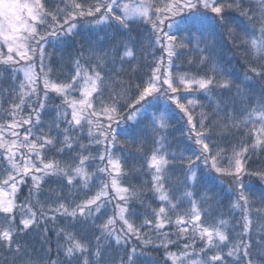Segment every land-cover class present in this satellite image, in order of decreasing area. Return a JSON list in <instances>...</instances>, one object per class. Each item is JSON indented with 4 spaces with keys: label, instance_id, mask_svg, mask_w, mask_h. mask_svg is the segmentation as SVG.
<instances>
[{
    "label": "snow or ice",
    "instance_id": "snow-or-ice-1",
    "mask_svg": "<svg viewBox=\"0 0 264 264\" xmlns=\"http://www.w3.org/2000/svg\"><path fill=\"white\" fill-rule=\"evenodd\" d=\"M51 3L49 8L43 0H0V66L7 67L13 81L17 73L23 74V81L10 86L15 94L10 96L8 107L0 103V252L4 254L0 264H102V261L109 264L105 249L110 242L126 245L132 237L143 239L141 228L145 226L156 233L155 240L159 241L156 246L166 250L173 264H228L225 257H235L234 264H264V206L255 210L254 219L243 182L244 175L264 179V171L245 170L249 151L264 150V88L256 100L254 93L236 83L239 77L218 60L225 46L235 49L247 66L244 81L259 78L264 82V0H51ZM110 21L126 30V39L120 46L102 51L89 26ZM145 21L150 25V35L134 37L136 29L132 25ZM138 43L144 60L151 57L149 71L145 73L137 66L126 73L122 67L117 68L116 64H123L125 58H136L133 49ZM48 47L74 50L71 54L74 75L68 82L52 79L57 70L52 67ZM119 47L124 49L122 55ZM181 50L195 53L194 57H184L195 72L173 73V67L180 66L176 62L184 55ZM125 74L128 79H122ZM132 90L135 96L129 95ZM181 90L188 95L200 93L208 104L187 98L182 103ZM50 92L57 94L62 104L56 106L51 123H45L42 113ZM224 92L229 95H223ZM237 97L240 111L247 113L242 119L233 115ZM160 100H164L163 110ZM171 104L186 117L187 131L181 135L193 142L180 152L170 150L167 143ZM206 107L208 111L204 110ZM152 108L156 111H149ZM196 108L201 111L194 115ZM243 129L249 141H241L238 146L231 144L235 133ZM147 139L153 144L150 155L143 153ZM222 142L228 147H222ZM93 145L103 149L98 156L91 154ZM128 145H137V153L144 157L152 173L150 191L160 202L158 208L151 209L152 219H145L140 226L130 220L137 215L130 202L139 199L143 189L125 180L136 172L135 168L125 171L131 156L125 151ZM117 146L120 151L114 152ZM66 152L70 154V162L62 163L50 155ZM97 159L106 163L97 167L95 173L89 172V161ZM225 159L228 167L221 165ZM173 164L182 169L185 189L195 187L197 192L211 180L213 172L232 177L237 195L232 207L242 213L241 232L230 239L229 222L210 217L212 197L201 195L197 200L192 191H184L188 207L183 206V199L174 203L165 188L167 170ZM97 174L107 177L108 182L100 180L95 195L79 203L74 200L65 203L67 197L56 189L49 190L54 195H46L42 189L52 177L57 184L74 186L76 181L86 188L94 176L99 179ZM29 180L28 196L18 202L21 187ZM125 183L131 186H124ZM110 189L118 201V215L108 217L98 226L100 235L94 237V247L82 242L87 237L78 239L66 231L76 223L88 228L90 219L95 227L94 214L101 212ZM40 196H45V202L51 199L53 204L45 207ZM260 203L264 205V201ZM58 216L76 223L56 230L57 252L53 259L47 233L49 225L55 227ZM117 218L123 224L119 232L113 227ZM172 226L177 239L184 236L193 241L185 243L178 255L167 251L175 241L170 239L172 233L163 229ZM31 231L42 236L39 248L15 239ZM197 238L205 244L200 249L204 258L190 260L196 253L188 250ZM61 239L65 241L63 245ZM143 243L154 241L143 239ZM205 249L214 250L215 254L207 256ZM61 251L64 259L60 258ZM144 254L134 246L119 264H137L134 257Z\"/></svg>",
    "mask_w": 264,
    "mask_h": 264
},
{
    "label": "trees",
    "instance_id": "trees-1",
    "mask_svg": "<svg viewBox=\"0 0 264 264\" xmlns=\"http://www.w3.org/2000/svg\"><path fill=\"white\" fill-rule=\"evenodd\" d=\"M43 2L45 3L46 7H52L51 0H43ZM89 27H91V34L93 35V38L97 43V47L102 51L120 46L121 41H124L126 39V30L118 27L115 22L110 21L106 24L91 25ZM132 27L136 29V31L132 33L134 37L139 36L140 38H144L150 35V25L146 21L138 22L132 25ZM84 31L87 32L88 27H85ZM144 43H146V41H144ZM140 47L141 44L138 43L133 49L136 55L135 59L125 58V62L123 64L118 62L116 64V67H122L127 73L131 69L139 66L140 70L145 73L148 72L151 57L149 56L147 58V61H145L143 54L138 51ZM123 50V47H119L121 55L123 54ZM46 51L51 57L52 67L57 70L52 79L56 80L57 82H68L69 77L71 75H74V64L72 63L71 59V54L74 50L72 48H66L62 50L60 48L48 47L46 48ZM181 51L184 53V55L181 57L180 61L176 62L180 66L173 67V73L175 74L184 72H195V67H190L186 62H184V57H194L195 53H190L187 50ZM157 55H159V53H157ZM218 60H220L222 67L227 65L229 71L234 72L236 76L239 77V79L236 80V83L241 84V87L243 89L254 93L256 100L259 99L260 91L262 88H264V82H261L259 78H255L253 82L244 81V73L247 70V66L245 65L244 58L240 55L239 51L235 49L229 50V47L225 46L221 52V56L218 57ZM152 66L154 67V65ZM10 76L11 74L7 67L0 66V103L3 104V107H8V103L10 102V96L15 94L11 91L10 86H15L19 82L23 81L22 73L16 74V81H13ZM232 78L235 79V76ZM122 79H128V75H123ZM133 79L135 80V82H139V80L135 79L134 74ZM145 79H147V77H145ZM213 94L216 95V93ZM222 94L225 96L229 95V93L227 92H224ZM129 95L135 96L136 93L134 90H132L129 92ZM179 95L182 103L185 102V98H187L199 99L205 105L208 104L207 99L200 93H196L195 95H188L187 93L183 92V90H181V93H179ZM232 95L235 96V90H233ZM77 98L79 97L77 96ZM216 98L220 99V96L216 95ZM236 100L237 103L235 110H233V115L237 119H242L244 116L247 115V113L240 111L241 105L239 103V97H237ZM128 102L131 103V100H129ZM159 103L161 105V110H163L165 106L164 100H160ZM61 104L62 99L57 94L50 92L49 100L46 103L45 112L42 113V120L45 123H51L52 118L56 115V106ZM253 104H255V101H253ZM211 107L215 108V105H211ZM243 107H248L247 100H245ZM204 110L208 111L209 108L206 107ZM149 111L154 112L156 111V109L152 108ZM200 111V108H196L194 111V115L199 113ZM168 123L169 129L167 131V143L171 145L170 150L180 152L183 151L186 146L193 144L190 139H188L186 136L181 135L182 131H187L186 117L180 111V109L176 107L175 104H171V111ZM245 132L246 129H243L242 131L235 133V138L231 139L230 143L238 146L241 141H249V137L244 134ZM72 134L78 135V133ZM121 139H123V137ZM82 142L87 144L86 139L82 138ZM221 146L228 147V144L222 142ZM152 147L153 144L151 139H147L145 144L143 145L144 155H150L151 153L149 150ZM136 149L137 145L125 146V151L131 153V156L127 161L125 171H128L129 168L136 169L135 174L130 177H125V180H131V185H135L137 188L143 189V195L140 196L139 199L130 202L137 212V215L135 217H130V220H132L136 226H140L143 224L145 219H152L151 209L158 208L160 206V202L158 200V197H156L155 194L150 191L152 187L150 183L152 173L147 168L144 157L138 154ZM90 151L93 156H98L99 153L103 151V149L93 145L90 147ZM113 151L119 152V146H117L116 149H113ZM84 154L88 153L85 152ZM189 154L190 153L185 152V155ZM50 155L54 156L55 159L61 161L62 163L70 162V154H68L67 152L60 154L51 153ZM228 156H231L230 152L228 153ZM169 160L171 161L172 158L169 157ZM104 163L106 162H101L98 159L89 161V172L95 173L96 168L103 167ZM221 165L223 167H228L227 159L223 160L221 162ZM245 170L248 173L264 171V150L257 149L255 152H252L251 150L249 151L248 157L245 161ZM167 172L168 179L165 182V188L168 189L169 194L172 196L174 203H177L181 199H183V206L185 208L188 207L187 200L183 198L184 191H192L197 200L200 199L201 195H207L209 197H212L213 199L210 200V203L213 205V208L210 211V217L215 220L224 219L229 222V228L232 229V237H230V239L235 237L236 233L241 232L239 224L242 222V213L240 210L232 207L233 203L237 199V195L235 193V181L232 177L213 172L211 173V180L206 181L204 186H200L199 191L197 192V188L195 187L185 189L184 176L182 174V169L180 168L179 164H173L168 168ZM100 180L108 182L107 177L103 175H99V179L94 176L93 179L89 182L88 186L85 188L82 183L76 181H74V186H66V184H57L55 182L56 178L52 177L49 178L47 182L42 185V189L46 195H54V193H49V190L56 189L61 193V195L67 197V199L64 201L65 203L70 200H74L76 203H79L95 195L96 191L99 190ZM243 182L245 184V195L249 196V199L251 201L250 207L253 211V218L255 219V210L264 206L260 203L261 201H264V179L256 175H244ZM30 185L31 180H29L25 185L21 187L18 202H23L24 198L28 196V190ZM131 185L127 183L124 184V186ZM109 191L110 197L108 201L105 202V205L101 209V212L94 214V216L96 217L94 220L95 227H92V219L89 220V227L83 228L79 223L71 221L68 217L60 216L57 217L55 227L49 225V231L47 235L49 238L50 247L52 249L53 259L56 258L57 252L56 230L58 228L65 227V225L67 224L76 223L75 227L66 228V231L74 233L78 239L87 237V239L83 240L82 242L90 243L94 247V237L100 235V232L98 231V226L103 224L108 217L118 215V209L116 208L118 201L114 198V191H112L111 189ZM40 200L42 203H45V207L53 204V201L51 199H48L45 202V196H40ZM141 201H143V203H141ZM233 225H236V227L233 228ZM113 227L117 230V232H119V230L123 227V224L117 218V221ZM163 231H168L172 233L170 239L175 241L174 244L169 245L167 251L178 255L181 251H183V245L185 243H193V241L186 239L184 236H181L179 239H177L175 235L176 230L174 226L166 227L165 229H163ZM145 233H147V235H145ZM141 236L143 237V239L151 238L154 243L145 245L143 243V239H137L136 237H132L126 245H117L115 241H111L109 246L105 249L106 258L109 260V264H119L121 259H126V254H131V249L134 246L137 248L138 252L143 251L145 253L142 256L134 257V259L137 260V264H173L171 258L166 256V250L163 247L156 246L157 244H159V241L155 240L156 233L152 229L148 228L147 226L141 228ZM15 239H19L23 243L28 245L35 244L36 247L39 248L42 236L38 235L35 231H31L29 234L22 235L20 237H15ZM64 243L65 241L61 239L60 244L63 245ZM229 247H231V244H229ZM201 248H205V244L199 238H197L193 244V248L188 250L190 253L195 252L196 255H191L189 259L195 260L199 258H204V253L200 252ZM227 250V248H223L224 252H227ZM205 251L207 256L215 254L214 250L205 249ZM3 255L4 254L0 252V258H2ZM60 258L64 259L62 251ZM225 259L228 261V264H234V261L236 260L235 257H225Z\"/></svg>",
    "mask_w": 264,
    "mask_h": 264
}]
</instances>
